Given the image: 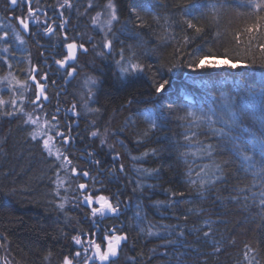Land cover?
<instances>
[{"label":"trees","instance_id":"16d2710c","mask_svg":"<svg viewBox=\"0 0 264 264\" xmlns=\"http://www.w3.org/2000/svg\"><path fill=\"white\" fill-rule=\"evenodd\" d=\"M55 1L42 0L38 5L49 11L55 8ZM107 2L96 0L95 4L103 7ZM113 2L117 4L119 16V22L113 27L117 37L113 48L117 60L122 48L125 56L132 50L142 52L140 60L145 66H151V70L124 78L116 62L110 63L106 58L99 59L91 54L81 57V64L89 69L86 73L99 80L91 107L99 111H93L94 129L86 122L81 123L79 130L74 127L72 134L76 141H71V148L65 151L74 161L71 166L66 163L64 166L76 167L78 173L88 170L92 177L103 182L93 185L88 178L90 187L106 189L105 194L116 196L124 207L127 205L123 229L129 239L122 245L114 264H248L246 252L249 258L255 257L259 264H264V211L251 198L245 206L243 193L239 194V201L231 199L238 195L239 188L251 187L252 176L239 170V161L231 155L227 145H220L215 161L221 164L234 162L225 168L226 180L201 196L198 185L188 183L186 173L191 167V179L198 180L199 166L209 161L190 156L185 164L178 158L175 148L177 140L182 142L181 133L185 131L177 119L176 106L185 103V96L193 100L197 108L205 109L213 105L214 97L227 96L235 98L238 114L242 105H247L249 114L257 118L264 115L259 110L264 95L261 91L264 89L261 77L264 68L260 66L264 62V51L260 48L264 44V21H257L255 14L248 15L250 9L242 6L241 0H222L224 6L218 12L210 10L209 4L219 6L221 0ZM132 9L139 13L144 27H139L140 21L130 14ZM19 15L18 10L11 11L8 0H0V36L8 32L7 41L0 40V50L9 48V53L0 51V58L8 56L7 63L0 59V77L12 72L23 80L26 78L24 70L30 63H41L42 49L31 35L24 34L16 19ZM185 20H192L204 31L196 34L194 29L187 27ZM257 22L261 24L259 29L251 33L246 31ZM15 34H19L24 43L16 40ZM186 37L190 38L187 44ZM204 56L208 59L201 69L181 66L167 72L173 60L179 62L183 58L187 64ZM227 61H239L242 67L231 68ZM245 64L253 66L244 67ZM158 71L160 76L170 80L171 100L175 102L172 109L167 107L170 102L167 96L156 104L150 100L154 95V79L159 78ZM34 93L32 87L25 95L34 99ZM77 94L75 90L74 95ZM12 98L13 94L6 87L0 89V99L8 101ZM65 98L62 103H74L68 100L70 96ZM17 103L19 105L21 101ZM23 104L25 111L31 112L33 107L28 100ZM51 104L54 106V101ZM157 104L160 106L156 113L159 130L146 135L149 126L145 113ZM49 108L45 107L43 113H50ZM245 123L253 126L251 120ZM59 125L66 132L67 124L61 118ZM259 127V123H255V128ZM96 128L107 136L108 144L114 145V150L88 140L90 131ZM30 130L31 126L25 125L22 118L0 115V238L3 245L0 247V264H3L5 254L13 264H62L64 256L79 250L71 241L73 235L83 232L87 240L89 232L94 234L87 218L88 209L77 208L73 198L79 195L77 185L85 183L86 179L79 174L73 176L70 171L60 172L66 183L61 196L57 197L52 181L56 178V165L62 162L49 157L40 145L31 141L28 138ZM200 139L208 141L210 134L201 135ZM211 142L218 143L215 138H211ZM79 149L95 153L93 158L101 161L100 168L86 160L88 152ZM154 150L155 155L152 154ZM185 150L180 148L179 151ZM116 153H119V159L114 160ZM120 165H123V171L119 170ZM141 169L153 175L148 176L139 171ZM156 169L160 170L158 175L154 172ZM137 184L144 185L143 189ZM252 191L259 192L260 189ZM172 192H183L184 195L172 197ZM63 197L67 202L61 210L58 205L64 202ZM157 203L161 206L154 207ZM138 211L144 217L142 222L135 218ZM149 229L160 235L150 236ZM209 230V236L205 237L203 233Z\"/></svg>","mask_w":264,"mask_h":264},{"label":"snow or ice","instance_id":"6c2138e0","mask_svg":"<svg viewBox=\"0 0 264 264\" xmlns=\"http://www.w3.org/2000/svg\"><path fill=\"white\" fill-rule=\"evenodd\" d=\"M12 6L17 4H24L27 6V16L26 17H17L19 26L26 32H30V25L35 22L37 25H40L39 17L37 16V10L32 7V0H9ZM242 6L250 9L248 15L255 14L257 21H264V0H241ZM69 0H64V3L60 5L61 8L71 7ZM224 5L222 0L218 6L217 3H210L209 9L213 12H218L220 8ZM92 7V5H89ZM147 13L148 10L145 9ZM117 4L113 0H108L105 5V11L103 13L98 12L95 17L92 18V24L99 27L101 31L104 32V37L100 43V48L102 51L98 53L100 56H104L106 53L103 50H107V54H111L114 48V40L117 39L116 33L113 31V23L119 22ZM130 14L135 15L136 19L140 21L139 27H144V21L135 11V9L130 10ZM104 15L105 19L101 21L100 17ZM67 21H61L58 25L54 27L55 21L49 23L47 19L43 21V33L47 36L54 35L58 30L62 31V36L58 37L62 44L63 51L57 53L60 58H56L54 63L59 66V69H63V76L66 80L74 79L78 68L75 66V62L78 59V51L87 52L88 49L85 47L83 42L77 41L75 38H69L67 35L66 24ZM187 27L189 29H194L196 34H200L204 31L202 27L197 26L196 23H193L192 20H185ZM261 27L259 22L249 26L246 31L251 33ZM8 32H4L0 36V40L7 41ZM15 39L18 40L21 44L24 43L23 39L19 34H15ZM190 38L185 39V43L189 42ZM239 39V36H237ZM89 43H91V38H89ZM96 45L93 44V48ZM262 51H264V44L260 45ZM3 53H9V48L5 47L2 50ZM124 49L120 50V59L116 61L117 66L120 69L122 77L127 78L129 76H135L139 73L150 71L151 66H145L140 57L143 55L142 52H137L132 50L128 56L124 55ZM3 59L5 63L8 61V56L0 58ZM208 57H200L197 60H193L184 64L183 58L179 62L173 60L170 65L167 67V72L171 73L176 68L181 66H186L191 69H201L205 66V60ZM255 63V62H253ZM215 66V65H213ZM231 68L240 67L239 61L235 63H230L228 65ZM253 64H245L244 67H252ZM264 68V62H261L260 65ZM8 67L11 68L12 65L8 64ZM25 71V79L21 80L18 76L14 75L12 72H9L4 77H0V89L6 87L10 93L13 94L12 99L5 101L0 99V115L4 117H20L23 119L25 125L31 126V130L28 132V138L31 141L36 142L41 146L42 151L46 152L49 157H53L55 160L61 161L62 163L56 165V178L52 181L55 185L53 191L57 197L61 196V189L64 188L66 183L60 176V172H69L76 176L77 174L81 175L84 178H89L93 181V185L99 183L102 184V181L96 180L95 177L91 176V173L88 170H82L78 173L76 167L66 168L64 164L71 166L72 161L67 155L55 147L54 142H58L62 145H69L74 139L70 133L73 131L71 125L66 126L67 134L65 130H62L59 125V112L60 109L57 107L54 112L45 114V118L41 121L40 116L34 115L36 110L43 112V102L48 100L46 95V85L44 82L48 81V73L45 72L42 76L37 79L39 75V69L35 65H31ZM159 78L154 79L153 82V93L154 95L150 97V100L153 104H156L158 100H163L166 96L169 98L170 102L167 107L172 109L175 102L171 100L173 95L172 86L170 80L160 76L159 71L156 74ZM262 79H264V73L261 74ZM55 84V81H52ZM97 80L93 77H89L84 81V87L87 88V95L91 98L94 95L93 88L96 86ZM35 88L34 99H29L25 95L32 87ZM264 93V89L261 90ZM255 96L256 93H251ZM21 101L18 105L17 101ZM28 100V103L33 107V112L25 111L23 101ZM129 104L132 103L131 100L128 101ZM87 106V105H85ZM247 105H242L241 111L238 114L236 111L237 104L235 98H229L227 96H221L219 98H213V105L209 106L207 109L195 106V102L191 100L188 96H185V103L177 105V119L181 122V125L185 128V131L181 133L182 142L180 140L176 141L175 148L178 152V158L183 159L185 164H188V158L198 157L201 160L207 159L209 163H204L199 166V170L196 172L198 180H192V168L189 167L186 175L189 177L188 183L191 185H198L197 191L201 196L209 188L214 187L217 183H223L226 180L225 168L229 163L234 161H224L223 164L217 163L215 161V156L219 150L220 145H227L229 151L236 160L239 161V170L243 171L246 175H251L253 178V183L251 187L248 188H239L237 190L238 195L231 197L239 201L242 196L245 206H247V201L249 198L253 202H258L259 207L264 211V115L257 118L254 114H249L247 111ZM160 106L157 104L156 107L149 109L145 113V121L148 124L147 134L154 133V131L159 130V124L157 123L156 113L159 111ZM77 105L73 104L71 111L74 117H78L80 113L76 110ZM89 111L98 112L99 109H88ZM259 110L264 114V95H262ZM183 113V114H180ZM50 117V119H49ZM246 120H251L253 126L249 127L245 123ZM259 123L260 127L255 128V123ZM210 134V139L204 141L200 139L201 135ZM91 137H99L100 130L90 131ZM211 138H215L218 143L214 144L211 142ZM100 146H105L109 149L114 150V145L107 144L106 139H100ZM121 146L122 143H121ZM180 148L186 149L185 151H179ZM155 155V150L152 153ZM89 157H94L95 153L88 152ZM145 156L148 153L144 154ZM114 160L119 159V153H116L113 156ZM135 159V158H134ZM96 165H100L101 161L99 159H94ZM120 171H123V165H120ZM146 173L148 176H152V172H148L146 169L139 170ZM159 169L154 170L155 174H159ZM259 181V184L256 183ZM137 187L143 189L144 185L137 184ZM148 187H151L150 185ZM259 188V192H254L252 189ZM67 191V189H65ZM76 191L79 193L78 196L73 198L76 201V207H86L88 209L87 218L92 226L99 228V220L97 218H107L109 216L119 219L122 208V201L117 199L116 196L110 194H105L106 189L90 187L88 183H79L76 187ZM136 189H133L135 192ZM251 194V196L248 195ZM172 197L177 195L183 196V192H172ZM58 207L63 210L67 198L63 197ZM127 205H125L126 207ZM154 207H160L159 203L154 204ZM139 207V206H138ZM137 221L142 222L144 217L141 216L138 211L135 214ZM103 234L99 239L93 238V234L89 232L87 234L88 238L85 240V233L80 232L77 235L71 237V241L74 245L80 246L79 250H76L73 254L69 256H64L62 264H114V258H116L119 252L122 249L129 236L127 232L123 229V226L117 228L113 226L111 228L103 229ZM144 231V229H141ZM150 236H159L160 233H154L150 229L148 231ZM209 232H204L205 237L209 236ZM181 236L184 235L183 232L180 233ZM169 243H175V241H169ZM248 246H246L247 248ZM251 251V249H249ZM51 256V253L48 254ZM45 259H48L46 256ZM245 259L248 264H259V261L255 257L249 258L248 253H245ZM4 264H7L5 260Z\"/></svg>","mask_w":264,"mask_h":264},{"label":"rangeland","instance_id":"374dc122","mask_svg":"<svg viewBox=\"0 0 264 264\" xmlns=\"http://www.w3.org/2000/svg\"><path fill=\"white\" fill-rule=\"evenodd\" d=\"M37 1L39 2L41 0H37ZM63 3H64V0H58V5L55 6V8H54L55 10H57L55 12L57 13L58 17H60L62 19H63V16H65V18H68V19H66V21L69 24L67 23L66 25H67L69 30L75 31V30L81 29V32H80V34L82 35L81 39L87 45L88 50L90 52L89 55L91 54V56H95L96 58L98 57L99 59H103V60H105V58H106V60H108L110 63H115L116 60L118 59V56H117V54H114V50H112L111 54L109 55V54H107V50L105 49V50H103L106 53L104 56L98 55V53L100 51H102V49L100 48L99 45H100V43L104 37V32L101 31V29L99 27L92 24V18L95 17L98 12L103 13L105 11V6H103V7L96 6V4H95L96 0H69V3L72 6L70 8L69 7L61 8L60 5ZM89 5H92V7H89ZM35 6H32V7L36 10L40 9L39 5H37L36 7ZM18 8L20 9L19 11L21 13V17H26L27 16V8L24 7V4L21 3V5H19ZM72 11L75 13L74 17H72V15L70 13ZM69 17H71L72 20H71V18L69 19ZM80 17H83L84 21L80 22L79 21ZM45 19H46L45 17L44 18H42V16L39 17L40 22H43ZM74 19L79 21V22H75ZM100 19H101V21H103L105 19L104 15H101ZM33 23H35V22H33ZM115 23L116 22L113 23V27H114ZM78 24H80V25H78ZM71 25H73V26L71 27ZM77 26H79V27L77 28ZM42 29H43V27H42ZM89 38H91V43L88 42ZM93 44L96 45L95 48H93ZM81 63L82 62L80 60L78 65H81ZM219 63H223V62H219ZM80 68L83 69V73L82 74L80 73L75 78V80L71 83V87H69L67 95H65L66 98L70 96V99H68V100L73 101L74 103L68 105L66 102L65 103L59 102L58 105H56L55 101H54V106L59 107L60 118L63 119L67 125L70 124L71 128L73 130H74V127L77 128V130H79L81 123L83 124L84 122H86L87 124H91L90 127L92 129H94L95 125H92V116H94L95 113L93 111L88 110V109H92L91 107L93 104V101H92L93 96L91 98H89L87 95V88L84 87V81L87 78L92 77V76L89 75L88 73H86V70H89V69H87L85 67L82 68V66ZM98 83H99V80H97V84L93 88V91L97 87ZM75 90H77V92H78L77 95H74ZM65 96H63V97H65ZM75 96L77 98H75ZM62 98H61V102H62ZM73 104L77 105L76 110L80 113V115L78 117H74L72 115L71 111H67L68 109H71ZM85 105H87V106H85ZM44 110H45V107H43V111ZM31 112H33V109L31 110ZM50 113H52V112L50 111ZM45 114H47V112L43 113V112H40L39 110H36L34 112V115L40 116L41 121H43V119L45 118ZM67 134H69V133H66V135ZM71 136L74 137V139L72 141H76V138L72 133H71ZM100 139H106L107 144H108V138L104 133H102L101 130H100V136L99 137H89L88 138V140H90L92 142L96 141L97 146H100V143H99ZM54 143H55V147L53 150L55 151L57 148H59L60 151L63 152L64 154H65V151L66 150L68 151L72 146V142L69 145H62L58 142H54ZM73 146L76 148L77 144L74 143ZM105 146H107V145H105ZM79 150L82 152H85V151L88 152L86 149H79ZM65 155H67L73 163L74 160L72 159V157H70L71 155L70 154H65ZM86 158H87L86 160L88 162H91L93 164V161H94L93 157L87 156ZM81 159L84 160L85 158L84 159L81 158ZM97 167L100 168L99 165ZM85 179H86L85 183H88V178H85ZM79 247L80 246H78V248Z\"/></svg>","mask_w":264,"mask_h":264},{"label":"flooded vegetation","instance_id":"af4514ba","mask_svg":"<svg viewBox=\"0 0 264 264\" xmlns=\"http://www.w3.org/2000/svg\"><path fill=\"white\" fill-rule=\"evenodd\" d=\"M19 5L21 4H18V6H16L14 9H11V11H17V10L19 11L20 10L18 8ZM35 5H36V1L32 0V6H35ZM24 7L27 8L26 5H24ZM55 11L57 10L55 9H51L49 11L44 10L43 12H45V14L43 13V15H37V16L38 17L42 16V18L45 17L49 21V23L55 21V24H54V27H55L61 21H66V19H68V18H65V16H63V19L58 17ZM19 14H20L19 17H21L20 11H19ZM70 18L71 17H69V19ZM42 25H43V22H41L40 25H37V23H32L30 25L31 31L30 32L23 31V32L24 34L31 35L35 43L38 45V47L42 49L41 55H40L41 63L39 65H35L39 69V75L37 76V79H39V77L42 76L45 72L48 73L49 79L48 81L44 82L46 85V89H47L46 95L48 96V100L43 102V107L50 106V109L52 108L55 110L57 107L56 106L51 107L52 101H55L56 105H58L59 102L62 103L61 98L67 95L69 87H71V83L80 74L78 64L81 60V57L86 53H84L82 50L78 51L77 53L78 59L75 62V66L78 68V72L74 79L66 80L63 76V69H59V66L54 63V60L56 58H59L57 53L63 51L61 42H59V40L56 39V37L62 36V31L58 30L54 35L47 36V35H44L43 33ZM66 29H67V25H66ZM71 34H78V33L74 31L70 32L67 29V35L69 36V38H72ZM76 40L79 42H82L79 39H76ZM52 81H55L56 83L53 84ZM121 208H122V213L119 219H116L110 216L107 218H103V219L97 218L99 220L100 226L99 228L93 226L94 228L93 238L99 239V237L103 234L102 230L106 229L107 225H109L110 223H112L111 227L116 226L117 228H120L121 226H123V215L125 213V207L123 204H121ZM117 257L114 258V261L117 260ZM80 264H82V262H80Z\"/></svg>","mask_w":264,"mask_h":264},{"label":"bare ground","instance_id":"6f19581e","mask_svg":"<svg viewBox=\"0 0 264 264\" xmlns=\"http://www.w3.org/2000/svg\"><path fill=\"white\" fill-rule=\"evenodd\" d=\"M9 1V0H8ZM42 1V0H41ZM41 1H37L36 0V4L38 5ZM9 5H10V9H12L11 8V4H10V2H9ZM36 5V6H37ZM54 5L55 6H57L58 5V0H56L55 1V3H54ZM17 6H18V4H17ZM35 6V7H36ZM41 9V10H40ZM40 9H38L37 10V14L38 15H43V13L45 14V12H43L44 11V9H42V8H40ZM46 11V10H45ZM71 13V15L74 17V15H75V13L72 11V12H70ZM46 15H47V13H46ZM75 20V19H74ZM79 21L80 22H82V21H84V18L83 17H80L79 18ZM79 21H77V20H75V22H79ZM78 25H80V24H78ZM69 26V25H68ZM73 25H71V27H72ZM79 26H77V28H78ZM67 29H68V27H67ZM68 31H70V32H73V31H71V30H69L68 29ZM74 32H77L78 34H71V36H74V37H72V38H75V39H79V40H81L82 41V35L80 34V32H81V29H78V30H75ZM83 43H84V41H82ZM85 44V43H84ZM85 47L88 49V47H87V45L85 44ZM84 53H86V54H84L83 56H87V55H89V50L87 51V52H84ZM60 58V57H59ZM219 62H223L224 63V61H219ZM227 63L228 64H230V62L229 61H227ZM79 66V71H80V73L82 74L83 73V69H81L80 67L82 66V68L84 67V65H78ZM240 66L242 67V65L240 64ZM119 69V68H118ZM50 109V108H49ZM50 111L51 112H54L55 110L54 109H50ZM71 133H73V132H71ZM71 133H70V135H71ZM93 164L95 165V166H98V165H96L95 163H94V161H93ZM117 194V193H116ZM3 245H2V243H1V238H0V247H2ZM5 260H7V264H13V262H12V260L10 259V257L8 256V255H4V258H3V264H4V262H5Z\"/></svg>","mask_w":264,"mask_h":264},{"label":"water","instance_id":"95a60500","mask_svg":"<svg viewBox=\"0 0 264 264\" xmlns=\"http://www.w3.org/2000/svg\"><path fill=\"white\" fill-rule=\"evenodd\" d=\"M16 6H17V5H16ZM16 6H12V5H11V8L14 9ZM110 217H111V216H110Z\"/></svg>","mask_w":264,"mask_h":264}]
</instances>
